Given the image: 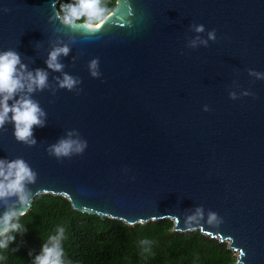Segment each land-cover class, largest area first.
I'll return each instance as SVG.
<instances>
[{
    "label": "water",
    "instance_id": "1",
    "mask_svg": "<svg viewBox=\"0 0 264 264\" xmlns=\"http://www.w3.org/2000/svg\"><path fill=\"white\" fill-rule=\"evenodd\" d=\"M59 1L0 0V52L47 70L50 85L32 94L46 113L36 143L17 141L6 123L0 159L22 158L37 173L33 196L62 195L78 212L128 225L169 218L173 231L225 242L231 264H264V79L248 75L264 73V0H115L87 37L50 19ZM213 29L207 47H187ZM65 45L59 59L79 94L46 68ZM96 58L99 78L88 67ZM72 131L84 152L49 155Z\"/></svg>",
    "mask_w": 264,
    "mask_h": 264
},
{
    "label": "clouds",
    "instance_id": "2",
    "mask_svg": "<svg viewBox=\"0 0 264 264\" xmlns=\"http://www.w3.org/2000/svg\"><path fill=\"white\" fill-rule=\"evenodd\" d=\"M2 11L7 12L8 9ZM107 12L108 8L101 5V0H74L72 3L61 4L60 10L54 11L50 19L59 20L71 31L87 37ZM190 28L196 33L205 31L202 24H193ZM207 35V40L199 36L194 37L187 47L194 49L198 43L207 47L208 40H216L215 29ZM70 51L67 45L53 47L48 52L45 64L47 69L62 73L61 77L55 78L59 89L79 94L81 89L78 85L81 80L63 72L65 65L59 59L61 56H67ZM88 67L90 75L99 78L101 73L98 58L92 59ZM248 75L264 79V73L255 70L249 69ZM48 77L49 72L45 69L29 70L27 65L21 62L17 51L9 49L0 52V130L4 129L6 123L12 124L15 139L28 146L36 143L33 128L46 125V113L39 102L32 99V94L50 87ZM242 95L253 94L246 91ZM229 98L237 99L236 93L230 92ZM73 136L77 138L73 139ZM86 148L87 141L80 139L79 133L72 131L68 132L65 138L50 145L47 151L49 155L60 158L82 154ZM36 179L37 173L22 158L0 159V207L5 209L0 215V249H8L15 239L13 233L24 232L18 221L21 216L27 214L32 204L33 194L27 185L35 183ZM13 197L16 199L13 200ZM202 211V208H197L196 214L200 215ZM208 215L209 222L216 220L215 213L209 212ZM63 239L64 229L58 228L56 234L51 235L48 241L42 244L40 253L32 259V264H63ZM31 255L29 253V256Z\"/></svg>",
    "mask_w": 264,
    "mask_h": 264
},
{
    "label": "trees",
    "instance_id": "3",
    "mask_svg": "<svg viewBox=\"0 0 264 264\" xmlns=\"http://www.w3.org/2000/svg\"><path fill=\"white\" fill-rule=\"evenodd\" d=\"M72 2L60 0L57 8ZM114 4L115 0H101L108 8L106 14ZM18 222L24 232L13 233L15 239L8 249H0V264H32L58 228L64 229L63 264H231L235 260L225 242L199 229L173 231L169 218L128 225L78 212L62 195H34L27 214Z\"/></svg>",
    "mask_w": 264,
    "mask_h": 264
}]
</instances>
